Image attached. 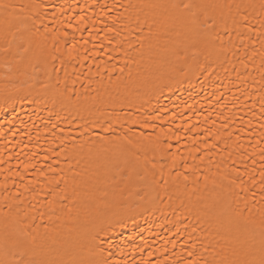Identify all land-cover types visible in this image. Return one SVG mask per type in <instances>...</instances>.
<instances>
[{
	"label": "bare ground",
	"instance_id": "bare-ground-1",
	"mask_svg": "<svg viewBox=\"0 0 264 264\" xmlns=\"http://www.w3.org/2000/svg\"><path fill=\"white\" fill-rule=\"evenodd\" d=\"M5 2L15 8L0 9V244H28L37 264H186L188 250L200 264L259 261L260 236L246 231L236 213L247 203L260 219L262 0H232L254 5L240 10L255 30L241 29L245 47L235 36L229 42L218 15L213 29L202 9L183 7L214 0ZM108 26L120 31L115 43L123 51L106 48L111 61L104 55L77 63L78 79L54 71L60 64L52 57L66 53L63 31L78 41L90 40L91 31L98 37L91 49ZM147 117L156 118L155 127L133 123ZM162 129L172 145L167 152L157 146ZM206 129H224L228 151L186 171L185 159L192 165L191 156L204 152ZM237 144L246 151L243 160ZM229 152L241 172L248 167L247 192L229 182L235 176ZM216 161H223L219 168ZM49 165L62 177L54 209L45 195Z\"/></svg>",
	"mask_w": 264,
	"mask_h": 264
},
{
	"label": "snow or ice",
	"instance_id": "snow-or-ice-1",
	"mask_svg": "<svg viewBox=\"0 0 264 264\" xmlns=\"http://www.w3.org/2000/svg\"><path fill=\"white\" fill-rule=\"evenodd\" d=\"M52 8H55V3H52L50 5ZM128 8L135 7L132 4H129L127 6ZM146 7H156L155 5H146ZM184 8H199L202 9L205 15L204 23L206 26L212 27L213 29L216 26L217 19L216 15L219 16L220 22L223 24V31L224 34L229 36V42L233 43L231 40L232 36H235L239 39V47H245V32L241 31V29H245L248 34L254 33V28L248 24V15L246 13H241V9H246L248 7H254V5L251 4H244V3H233L232 0H214V2H201L199 4H184ZM262 9H264V0H262V3L260 5ZM15 5L11 3H6L5 0H0V9H3L7 12L9 9H14ZM233 9H235V13H233ZM212 12L214 15L209 16L208 13ZM53 16H55V13H53ZM239 17V18H238ZM231 19V27L228 25V20ZM119 19V17H117ZM79 22H84V17H79ZM115 23V21H114ZM261 29H264V20L260 21ZM69 28H72L73 25L71 23L68 24ZM45 28H47V25H45ZM80 30V29H77ZM105 35L102 40H100L99 43H92V48L88 49L86 46L91 41H96L98 37L93 36L92 32L89 31V37L88 39L77 40L75 32H73L70 36V34L67 31H63V39L62 42L66 45V53L62 55L61 57L53 56L52 59L54 61L59 60L60 67L55 68L54 71L57 73L63 71L65 80L71 78L72 76H76L77 79L79 76L76 73V64L78 63L80 67H83V61L89 60L90 58L96 59V58H102L104 55H107L108 61H111L113 59V56L110 54H107L104 49L110 48L112 51H123V44L116 45L115 43V37H118L121 35L120 31L117 30V28L113 26H108L104 29ZM108 34H112V37H109ZM256 35L258 36V42L261 44V48L264 49V30L262 31H256ZM70 36V38H69ZM249 40H251V35H248L247 37ZM216 39H220L222 41V37L217 35ZM106 41V43H105ZM127 43V40L125 41ZM129 48L132 47L131 43L128 44ZM81 49L83 51L81 52ZM59 50V49H57ZM91 53V56L89 55ZM69 66H71L72 71L69 72ZM100 65L97 64V68H99ZM245 68H247V65H245ZM261 68L264 69V55L261 57ZM91 71V69H89ZM121 72H123V69H120ZM97 75H100L99 72H97ZM261 79L264 80V71L261 72ZM73 84L76 83V80L72 81ZM59 83V81H58ZM260 116L264 117V94H261L260 96ZM156 119L155 117H147L143 118L142 120L133 121V123H142L144 127H155L154 124L151 123L152 120ZM160 119H163V117H160ZM250 126V125H249ZM53 128H58V124H53ZM227 128V125H224V129ZM224 129L217 130L215 134L210 129L205 130L204 139L201 141V143L204 145V152L197 156L192 155V165L188 164V161L185 159L184 161V167L187 170L197 171L200 168V165L204 163L205 157L208 158L209 162H212L213 154L216 151H228V144L227 140L221 136V131ZM192 126L189 128L184 129V131H191ZM106 131H111V127L106 129ZM60 132H63V129H60ZM233 135L232 132L228 131L226 132L227 138H231ZM167 137V133L163 132V129L161 130V136H158L156 138L157 146H163L164 151L167 152L171 149L172 145L170 143L165 144L164 140L161 137ZM212 138L211 141L209 138ZM55 138V134H54ZM171 139L172 137H168ZM174 138L176 140L180 139V136L178 134L174 135ZM237 140H239V137L237 136ZM196 141L193 140V144H195ZM257 143H264V123L261 124V139L257 141ZM222 145V147H221ZM64 143L63 141L60 142V150L56 151L55 155L57 157L60 156L61 152L64 150ZM244 146L237 144L236 151L239 152L241 160H243L246 156V151L243 150ZM55 151V150H54ZM197 152H200V149H196ZM174 155V154H173ZM232 152L228 153L227 159L232 160ZM260 181H259V190H260V201L261 207L259 209L260 213V219L259 222H257L252 216L251 211L252 209L248 207L247 203H245V208L243 211H238L236 213L237 217L241 220V222L245 225V230L249 231L253 234H259L260 236V252L261 256L259 261L255 259H236L231 262V264H264V148L260 150ZM49 159L47 155H45V160ZM67 159V158H66ZM199 161V164L196 162ZM223 161H216V165L219 168ZM256 161L253 160V164H255ZM55 164L59 165V160L57 159L55 161ZM175 164V161H174ZM35 167V165H33ZM232 172L235 173V176L231 177L230 184L238 185L243 192H247L250 189L247 187H244L245 181L243 177L247 175L248 173V167L247 165L244 166L243 172L240 171V169L237 167L236 161L232 160L231 165H229ZM47 171H50L53 173V177L51 179L47 178L45 176V183L49 186L48 191L45 193V195L52 196L53 199L47 201L48 205L51 208H55V196L57 194V188L59 187L61 183V179H57L56 177L59 175L57 171V167H52L49 165ZM63 170L61 169L60 172ZM19 175V173H17ZM40 175H45V170H40ZM187 175H184V179L187 180ZM23 179V177H21ZM250 182L252 183L253 188L256 187V182L253 177H250ZM55 185V187H53ZM25 191H29V189L26 187ZM253 197H255V192H253ZM244 212H248L249 216H244ZM43 215V213H41ZM195 231V229H193ZM187 243V241H185ZM173 247H175V244H173ZM0 248L4 249V255L3 257H0V264H37V261L33 258V250L31 247L22 242V241H16L13 242L11 245H5L0 244ZM192 248H195V242L192 244ZM204 251H207L205 248ZM196 253L192 250H188L187 257H185L186 264H200V262L196 259H188V257H194ZM98 264H108L106 260L98 262ZM144 264H149L148 261H145ZM152 264H159V262H152ZM166 264V262H165ZM181 264H184V261L181 262ZM204 264H215L214 261H205Z\"/></svg>",
	"mask_w": 264,
	"mask_h": 264
}]
</instances>
